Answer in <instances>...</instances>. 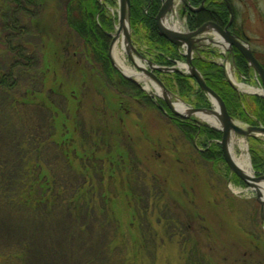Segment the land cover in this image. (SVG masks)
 I'll list each match as a JSON object with an SVG mask.
<instances>
[{
  "label": "rangeland",
  "instance_id": "1",
  "mask_svg": "<svg viewBox=\"0 0 264 264\" xmlns=\"http://www.w3.org/2000/svg\"><path fill=\"white\" fill-rule=\"evenodd\" d=\"M246 2L248 3L247 0ZM233 5L237 20L240 14L235 2ZM117 12L118 6L110 10L116 17ZM177 18L180 23L178 31L188 33L182 5L177 8ZM114 34L115 32L110 37L109 45ZM129 36L134 49L151 61L152 53L132 34L130 25ZM200 38L201 41L194 44L197 50L194 51L193 58H196L200 49L214 51L215 55H200L204 60L223 66L228 82L233 83L231 75L237 83L243 84L244 89L256 90L261 87L253 72L249 75L250 81H244L232 66L230 55L221 47L206 41L214 39L211 33H205ZM249 48L252 49L251 46ZM125 59L127 66L132 68L131 60L127 56ZM143 65L146 70H150L147 65ZM180 65H186V61L178 62L176 66L185 74ZM145 82L150 88L151 84L158 86L147 75ZM140 85L145 88L144 82ZM139 90L142 91L140 88ZM237 90L239 92L235 91L238 94L243 95L242 90ZM142 92L148 96L147 101L141 100L142 103L136 105L133 103V107L127 103L124 105V110L131 113V116H125L122 110L116 116L113 115L118 119L120 128L110 118L108 112H111V107H106V113H102V117H107L106 125L101 121L100 126L95 125L99 117L95 112L98 111L101 100L96 96L95 90H88L90 96L85 98L77 117L78 131L81 132H95L97 128L100 132H125L127 139H131V143L127 142L129 140L125 141L132 148L131 151L127 148L129 158L138 159L131 168H136L128 169L131 163L126 162V158L121 155L119 161L123 163L119 162V176L112 174L111 177L109 173V178L107 174L103 177L92 170L83 173L79 171L74 175L66 171L60 156L49 151L48 140L43 152H49L48 161H57L60 164H54L53 167L60 176L45 181L65 186V190H57L58 195L48 202V210L41 208L38 212L33 211L34 214L31 215L22 209L18 210L16 206H13L14 209H11L12 206L0 208V264H187L188 260V264L264 262V207L257 202L255 192L242 182L235 183V175L228 170L224 161L215 164L209 154L206 161L197 160V152L210 148L215 141H209L203 146V139L198 137L190 142L191 146L183 150V154L178 155L180 162L173 161L176 156L173 151L176 145L181 146L179 142L185 139L182 135L184 133L179 132L181 129L170 124L167 117L156 110L157 104L164 102L154 96L153 90L151 93ZM169 93L174 101H180L188 108L195 109L174 92ZM207 101L210 103L209 98ZM59 104L61 106L63 103L60 101ZM25 109L28 111L26 123L30 124V129L31 120L34 118L43 121V112L38 107ZM185 121L192 123L190 120ZM235 121L242 128L247 127L246 124ZM202 124L201 126L211 129V126ZM7 125L9 124L4 123L0 117V132H3L0 133L1 149H4V132H11ZM74 128L77 129V126L72 119L67 120L60 116L55 122L57 142L60 141L62 132H74ZM47 133L39 132V140L45 142L48 139ZM237 138H242L245 142V154L253 171L249 138ZM256 138L262 143L260 148L264 155V136ZM171 139L176 145L171 144ZM121 141V147H126ZM153 144L154 150L151 149ZM167 147L173 149L170 151ZM235 152L238 156L242 153L238 148H235ZM77 155L76 158H79L80 154ZM84 159L83 157L82 160ZM97 162L95 164L98 167ZM98 169L102 170L101 166ZM252 173L255 177L264 175H258L254 171ZM80 186L83 188L75 195L72 189ZM45 192L46 189L42 190L44 196L36 202L50 200L49 193L45 195ZM101 193L103 196L99 198ZM87 202H91V208L80 210L82 203ZM174 218L179 219L184 227L188 225L187 230L178 232Z\"/></svg>",
  "mask_w": 264,
  "mask_h": 264
},
{
  "label": "trees",
  "instance_id": "2",
  "mask_svg": "<svg viewBox=\"0 0 264 264\" xmlns=\"http://www.w3.org/2000/svg\"><path fill=\"white\" fill-rule=\"evenodd\" d=\"M202 1L187 0L193 9L199 8ZM225 1L230 5L234 16L230 31L242 38L241 30L236 27L233 3L247 2ZM247 1L250 9H256L254 0ZM161 5V0H130L129 24L132 34L152 53L151 61L159 67L172 68L178 62H185V58L180 49L158 34L155 18ZM116 8L117 0H0V117L4 123L9 124L8 129L11 128V132H4V149L0 148V208L12 206L11 209H14L13 206H16L18 210L22 209L31 215L41 208L48 210V202L55 199L57 190H65V186L45 181L60 176L53 168L54 164H60L48 161L49 152H43L48 142L49 151L60 156L66 171L74 175L79 171L83 173L92 170L103 177L107 174L109 178V173L111 177L112 174L119 176L117 169L123 163L119 161L121 155L126 158V162L131 163L128 169L136 168H131L138 159L129 158L128 149L131 151L132 148L127 142L131 143V139H127L125 132H100L99 128L95 132L78 131L77 117L85 98L90 96L88 90H95L96 96L101 99L98 111L95 112L92 108L96 115L99 114L96 126H100V121L104 124L108 122L107 117H102V113H106V107H111V112H108L110 118L120 128L118 119L113 117L120 110L118 103L122 101L133 107V103L141 104V100L149 99L137 86L124 79L108 59L110 35L114 33L116 23V15L111 14L110 10ZM185 17L186 27L190 32L207 23H214L223 29L229 22L226 3L220 0H207L203 11L186 12ZM203 53L216 54L209 50H202L201 55ZM252 54L264 70V60L257 58L253 52ZM233 61L238 74L249 82V75L253 71L236 50L233 52ZM192 66L201 75L205 85L222 100L233 120L249 127L264 128V99L238 94L227 81L222 67L211 61L196 57ZM156 75L169 92H174L185 103L195 109L211 108L205 94L189 76L179 72L169 76H163L162 73ZM60 101L63 103L61 106ZM27 107H38L43 112V121L34 118L31 120V129L30 124L26 123ZM60 116L72 119L77 129L75 127L74 132H62L60 141L57 142L55 122ZM170 123L177 128H184L183 133L186 135L179 142L182 147L171 139V144L176 145L173 161L177 162L178 155L191 146L193 139L200 137L203 139V146L209 141L215 142L207 150L197 152V160L206 161L209 154L215 164L223 162L217 143L221 140L219 132L203 126L196 127L186 121L174 120ZM39 132H48L45 142L39 140ZM121 139L126 147H121ZM248 141L253 171L258 175L264 174V155L260 148L262 143L256 137H250ZM157 144L159 145V141ZM153 146L154 144L151 145L152 150ZM167 148L170 151L173 149ZM77 154H80L79 158H76ZM95 162L99 163L98 167ZM100 166L102 170L98 169ZM233 180L241 183L236 177ZM81 188L83 187H75L72 190L78 195ZM44 189L45 195L49 193L50 200L36 202L44 196ZM101 196L102 193L99 198ZM90 204L91 202L82 203L84 207L81 205L80 210L91 208ZM173 220L178 232L186 231L189 227H184L177 218Z\"/></svg>",
  "mask_w": 264,
  "mask_h": 264
},
{
  "label": "water",
  "instance_id": "3",
  "mask_svg": "<svg viewBox=\"0 0 264 264\" xmlns=\"http://www.w3.org/2000/svg\"><path fill=\"white\" fill-rule=\"evenodd\" d=\"M118 2V12H117V18H118V23L123 22L124 20L127 21L128 24V30H129V18H130V0H117ZM207 0H203L200 7L198 9H193L187 2V0H181V5H182V14L184 15L186 11L188 10L189 12L193 13H199L203 11L204 9V4ZM224 3H226L228 12H229V22L226 25L225 28H220L214 23H207L194 32H188V33H181L179 31L167 28L163 26L162 22L163 20L171 13L175 0H163V3L161 5V8L155 18V25L158 30V34L160 37L164 38L166 41H168L170 44L174 45L178 49H181L184 51V57L186 59V65L189 68V72H185L186 75H189V77L193 80H195L197 86L201 90L202 93H204L207 98L210 99V104L211 108L210 109H193L192 111L194 113H201V112H207L210 113L212 112V106L214 107L216 102L217 104V109L220 115V120L223 125L222 129H215L213 127H210L212 130L217 131L221 134V140L218 142L220 146V151L222 155V159L224 163L226 164L227 168L229 171L236 176V178L241 181L244 185H246L251 191L255 192L257 202L264 207V203L261 201V197L258 194V192L255 189V184L260 181L264 180V175L258 176V177H253L249 178L248 176L244 175L239 171V169L235 166L233 161L231 160L228 150H227V142L229 138L230 132H234L235 135L240 136V137H256V136H264V128L262 127H249L247 126L246 128H242L239 126L235 120H233L227 113L226 107L222 100L214 93L212 92L206 85L205 82L203 81L201 75L198 73V71L192 66V60H193V53L194 51L197 50V48L194 46L195 43H198L201 41L202 38H200L202 35L205 33H211L214 36V39H206L208 43H211L217 47H221L224 51H226L231 59L233 60V52L234 50L238 51L241 56L244 58V60L247 62L248 67L252 69V71L255 73V75L259 78L261 82V94H256V93H243V95H251V96H259L262 99H264V70L262 66L255 60L253 57V54L249 48V45L246 40H243L239 36L233 34L230 31V28L233 23V15H232V10L230 5L225 1V0H220ZM112 38V36H111ZM113 40V39H112ZM108 48V59L111 62L113 68L119 72V74L126 80L130 81L137 87H139L142 91L147 92L145 88L141 87L140 83H137L133 80H131L129 77L124 76L113 64L111 57H110V46ZM127 40L128 42L132 45L131 39L129 34L127 35ZM133 47V46H132ZM134 49V47H133ZM201 50V49H200ZM134 54L141 60V62L149 67L150 70H146V68H139L137 67V70L145 75H147L149 78H151L157 85L162 89V91L165 94H168L171 96V94L168 92V90L165 88L163 83L159 80V78L155 75V73H178L180 70L176 67L173 68H162L154 65L151 61L147 60L144 58L137 50L134 49ZM232 65L234 66V62L232 61ZM229 84L237 91V88L229 82ZM152 96V94H151ZM150 96V97H151ZM161 99L172 117L177 118L179 120L185 121V120H190L194 125L200 127L203 125L201 122L194 120V119H189L185 118L178 113L174 111L172 108V104L169 102L167 98H159ZM158 107L160 110H163V107L158 104ZM215 108V107H214ZM233 122H235L237 125H233ZM253 172V171H252Z\"/></svg>",
  "mask_w": 264,
  "mask_h": 264
},
{
  "label": "bare ground",
  "instance_id": "4",
  "mask_svg": "<svg viewBox=\"0 0 264 264\" xmlns=\"http://www.w3.org/2000/svg\"><path fill=\"white\" fill-rule=\"evenodd\" d=\"M181 5V0H175L173 9L171 13L163 20L162 24L163 26L176 30H179V20L177 18V8ZM116 31L115 34L113 35V40L112 44L110 46V57L111 60L114 64V66L126 77H129L131 80L137 82V83H142L144 82L145 84V90L147 92L151 93V90L155 92L154 96L159 97V98H167L169 102L172 104V108L176 113L179 115L189 118V119H194L197 120L201 123H205L215 129H222L223 125L220 120V115L217 109V104H215V108L212 112L207 113V112H201V113H194L191 108H188L185 106L182 102L180 101H174L172 97L168 94H165L162 89L154 84L152 85V89L148 84H146L145 79L146 75L145 74H139L136 70L137 67L139 68H144L143 63L141 60L134 54V49L132 45L128 42L127 40V35L129 34L128 30V24L127 21L124 20L123 22H119L118 24L115 25ZM125 56L131 60L133 67L131 68L130 66H127L126 64V59ZM180 68L185 70V72H189V68L185 65H180ZM230 78L232 80V84L238 88L239 90H242L243 93H256L260 94L261 90L257 88L256 90L253 88H246L244 89L243 84L237 83L233 77ZM233 125H237L235 122H233ZM237 135H235L234 132H230L228 142H227V150L228 154L235 164V166L239 169L241 173L244 175L248 176L249 178H253L254 174L252 173V169L249 163V159L245 154V142L242 138H237ZM240 137V136H239ZM235 148H238L241 150V154L238 156L235 152ZM255 184V189L258 192V194L261 197V201L264 203V180L253 183Z\"/></svg>",
  "mask_w": 264,
  "mask_h": 264
},
{
  "label": "crops",
  "instance_id": "5",
  "mask_svg": "<svg viewBox=\"0 0 264 264\" xmlns=\"http://www.w3.org/2000/svg\"><path fill=\"white\" fill-rule=\"evenodd\" d=\"M256 9H250L246 4L235 2L239 11L236 25L241 29L251 50L260 59L264 60V0H254ZM245 13V14H244ZM244 14V15H243Z\"/></svg>",
  "mask_w": 264,
  "mask_h": 264
},
{
  "label": "flooded vegetation",
  "instance_id": "6",
  "mask_svg": "<svg viewBox=\"0 0 264 264\" xmlns=\"http://www.w3.org/2000/svg\"><path fill=\"white\" fill-rule=\"evenodd\" d=\"M118 105H119V109L120 110H122L123 112H124V115L126 116V115H129V116H131V113H127V110H124V105H125V103L124 102H119L118 103ZM161 106L163 107V110L164 111H162V110H160L159 109V107H158V105H157V109L163 114V115H165L166 117H167V119H168V122L170 123V121H174V120H176V121H178V122H185V121H180V120H178V119H176V118H174V117H172V115L169 113V111H168V109L166 108V106H165V104H161ZM168 111V112H167ZM171 124V123H170ZM192 124V123H191ZM193 126H196V125H194V124H192ZM197 127V126H196ZM179 129H181V128H179ZM179 132H185V129L184 128H182L181 130H178ZM183 136L185 135V133L184 134H182ZM189 138V137H188ZM194 140V139H193ZM188 141H190V138L188 139ZM207 150V149H206ZM177 162H180L179 160L177 161ZM159 188H161V187H159Z\"/></svg>",
  "mask_w": 264,
  "mask_h": 264
}]
</instances>
